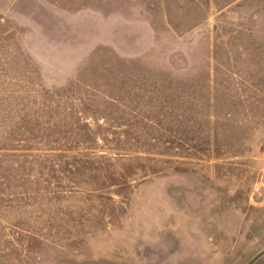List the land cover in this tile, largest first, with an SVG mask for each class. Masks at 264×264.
Listing matches in <instances>:
<instances>
[{
	"label": "rangeland",
	"instance_id": "374dc122",
	"mask_svg": "<svg viewBox=\"0 0 264 264\" xmlns=\"http://www.w3.org/2000/svg\"><path fill=\"white\" fill-rule=\"evenodd\" d=\"M0 264H264V0H0Z\"/></svg>",
	"mask_w": 264,
	"mask_h": 264
},
{
	"label": "trees",
	"instance_id": "16d2710c",
	"mask_svg": "<svg viewBox=\"0 0 264 264\" xmlns=\"http://www.w3.org/2000/svg\"><path fill=\"white\" fill-rule=\"evenodd\" d=\"M96 72V77H90L93 78L94 83L93 84H86L85 86H89V100L91 101V108H96L98 106H103L108 108V110H120L121 106H123L122 96L125 95L126 92L123 91L122 88H120V79L113 76H103L99 73V71ZM98 72V73H97ZM87 73H89V68L87 70ZM96 81V82H95ZM119 84V85H118ZM132 95H137V87H132ZM99 95H104L105 97L100 99L99 101H95V97ZM77 100H82L80 96L75 98ZM133 101V99H132ZM82 111V109H80ZM118 117L121 119L120 115L118 114ZM90 121H92V118H89ZM141 121V120H140ZM137 121L135 122V124ZM129 124V121H128ZM114 126L120 127L121 125H124L120 120L117 122ZM121 135L122 132H118L117 136ZM134 135V134H133ZM133 140L134 136L130 135L128 136ZM119 141H121V137L118 138Z\"/></svg>",
	"mask_w": 264,
	"mask_h": 264
}]
</instances>
